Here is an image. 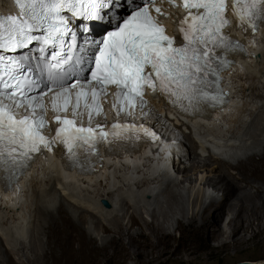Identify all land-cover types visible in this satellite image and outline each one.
<instances>
[{
	"label": "snow or ice",
	"instance_id": "1",
	"mask_svg": "<svg viewBox=\"0 0 264 264\" xmlns=\"http://www.w3.org/2000/svg\"><path fill=\"white\" fill-rule=\"evenodd\" d=\"M135 4V0H132ZM17 15H0V169L29 160L42 149L51 150L53 142L63 145L69 155L78 150L97 154V145L123 139L120 131H97L77 124L87 114L89 125L93 114L103 111L100 98L114 88L113 109L142 108L147 90L158 92L172 103L187 102L185 111L195 109L208 99H219L208 92L210 77L232 62L230 52L240 50L238 40L224 34L228 17L237 28L255 31L257 21H264V0H182L186 14L179 22L183 43L166 34L157 17L166 15L156 0L141 3L119 16L128 0H13ZM176 6L174 0H168ZM117 12V22L91 43L90 79H79L75 72L78 61L72 19L101 21ZM152 11L156 16L152 15ZM71 17V19H70ZM112 23V18H109ZM84 31H89L87 25ZM71 37V43L67 41ZM36 46L49 55L37 57L35 71L22 56L10 55ZM50 56V59H49ZM83 59L82 57L80 58ZM81 71L83 63L79 64ZM46 73L38 80L37 74ZM35 93V94H33ZM49 94H51L49 96ZM59 125L55 136L43 134L45 98ZM71 112V118L61 113ZM113 130L129 131L134 125L114 123ZM154 139L155 133L144 130ZM111 138V139H110Z\"/></svg>",
	"mask_w": 264,
	"mask_h": 264
},
{
	"label": "bare ground",
	"instance_id": "2",
	"mask_svg": "<svg viewBox=\"0 0 264 264\" xmlns=\"http://www.w3.org/2000/svg\"><path fill=\"white\" fill-rule=\"evenodd\" d=\"M0 9H9L7 0H0ZM250 43L254 46L252 51L256 58L240 60L239 67H234L228 79H232V84L227 80V86L231 87L230 105L222 114L203 122L195 120L182 124L185 126L183 133L189 134L186 137L198 150L190 153L182 144L184 137L177 130L182 126H175L171 132L190 158L191 168L178 166L173 171L177 180L172 182L166 176L158 177L156 165L148 168L144 164L139 170L130 172L127 163L134 164L136 159L126 160L127 163L115 159L111 173L109 167L99 175L91 176L64 172L56 165L38 167L40 163H36L23 183L7 194L0 193V264H17L12 259L14 255L23 256L31 264H38L39 260L44 264H97L101 258L124 262L132 260L133 254L152 258L155 251L148 249L162 245V230H167V236H170L173 228H184L183 222L199 232L206 226L212 204L220 209L221 202L224 204L223 215L216 217L221 220V233L216 236L220 245L236 242V236L231 231L222 230V224L229 228L234 221L235 226L246 215L248 224L243 229L245 232L255 221L263 220L264 30ZM198 151L208 156L203 157ZM232 153L240 154L233 159V156L229 157ZM196 164L202 169L197 171ZM188 170L197 171L195 183ZM178 178L181 182L176 185ZM184 183L191 184L192 191L197 184L198 189L200 186H212L216 194H208L201 187L199 197L204 198V193H207L210 201L203 202V206L201 204L204 208L194 206L190 209L180 196V187ZM154 185L159 188L155 190ZM30 188L33 192L31 199L28 198ZM16 190L22 193L17 195ZM162 191L165 195L160 198ZM191 193L187 190L188 197ZM219 195L221 201L217 197ZM161 202L167 204L165 209L160 206ZM144 213L154 218L163 216L167 221L148 224ZM34 215L38 217L35 224L37 234L46 238L45 243L31 233ZM174 216H178L175 223ZM248 216L252 217L251 221ZM198 218L202 222L197 224ZM136 225L141 230L131 234ZM24 236L29 237L28 242ZM2 241L7 245L5 249L1 246ZM27 243L33 249L34 259L24 255L22 245ZM141 243L146 248L144 253L138 252ZM38 245L42 246L41 251Z\"/></svg>",
	"mask_w": 264,
	"mask_h": 264
},
{
	"label": "rangeland",
	"instance_id": "3",
	"mask_svg": "<svg viewBox=\"0 0 264 264\" xmlns=\"http://www.w3.org/2000/svg\"><path fill=\"white\" fill-rule=\"evenodd\" d=\"M245 118L247 119V117H245ZM184 129H185V127H181V128L178 127L177 128V130L180 131V134H182L184 137V140L182 139V144H184L186 146V148L188 149V151L190 153L191 152L195 153L198 150V148L193 147V145L189 142L188 138L186 137L189 134L183 133ZM187 131L188 130H186L185 132H187ZM198 152H199V154H202L203 157L208 156L207 153L205 154V153H200V151H198ZM241 153L243 154L244 152L242 151ZM232 154L229 155V157L233 156L232 158L234 159V158H237V156L240 153H238V155H236L237 153L233 154V155ZM234 155H236V156H234ZM216 156L220 158V155L218 153ZM188 159L190 161V158H188L187 156H185V158H183V162L180 163V165H181L180 168L185 166V165H187V166H185L186 168H191V165L188 163L189 162ZM233 161L236 162L237 160H233ZM196 169L198 171V170H201L202 168H200V166L198 164H196ZM197 171L196 172H191V171L189 172V170H188V174L190 175V177H192V181L194 183L197 180L196 178L198 177ZM175 180H177V177L174 176L172 178V180H169V181L173 182ZM180 182H181V180L179 179V182L176 183V185L177 184L179 185ZM214 184H217V183L214 182ZM191 186L192 185L189 183H184L180 187L181 190L178 189L181 191V194H182L180 196H182V198L187 202L186 204L189 205L190 209L191 208L193 209L194 206L196 208H197V206L200 208H204V207H202L203 205H205L203 202L208 203L210 201V199L205 201L204 198L199 197V190H201V187L203 190L204 186H200V188L198 189L199 186L197 184L196 185L197 188H195L193 191H192L193 187H191ZM152 187L155 190H156V188H159L158 185H154ZM175 187H177V186H175ZM177 188H179V187H177ZM212 189H214V188L212 187ZM187 190L192 192L191 197H188ZM162 192H164V191H162ZM162 192H161V194H159L160 198H163V196L165 195V192L164 193H162ZM31 194H33V192L30 188L29 194H28L29 199L33 198V195L31 197ZM217 197L221 198L220 195ZM193 201H194V204H193ZM201 204H202V206H201ZM160 206L165 209L167 207V204L161 202ZM212 206H213L212 207L213 209L210 213L211 215L209 216V219L207 220L206 226L204 229L200 230L199 232H196L194 230V228H195L194 226H190V227L185 226V224L183 222H182V225H184V228L183 229H178L177 227L173 228V230L170 231L171 232L170 236L169 235L167 236V233H168L167 230H162L163 231V233L161 231V234L163 236L162 245L156 249L155 248L148 249V250H154L155 251L154 257L143 258V257H139L137 254H133L132 260H129V261H124V262L122 261L121 262V261H114L111 259L101 258L97 264H235V263L241 262V261H252V262H258V261L260 262L261 261V263L264 264V218L261 221H255L252 225V228H250L249 230H246L245 232H243V229H245L247 227V224H248V221L245 219L246 215H244L245 217L240 218V221L235 226H233L234 221L231 222V226L229 228H227V226L226 227L223 226V224H222V230L224 229V231H227L229 233L231 231V233H233V236H236L234 238V240L236 242L235 243L229 242V243H226L225 245L224 244L220 245L219 244L220 241H219V239H217L218 237H216V236H218L221 233V227L219 228V225L221 226V220L219 218L217 220L216 217L219 215H223V212L221 213V210H223L222 207L224 206V204H223V202H221V208L220 209L215 208V207H217L216 205L212 204ZM18 212H21V211L18 210ZM170 216L171 215H169L168 220L170 219ZM143 217H144V220L148 224L154 223V225L155 224L157 225L158 223H162L163 221H167V218L160 216V215H157L154 218V217H151L148 214L144 213ZM248 217L251 221L252 217L251 216H248ZM175 218H178V216H174V221H173L174 223L176 220ZM33 220H34V222H32V227L30 228V230H31L32 235L35 237L38 235L37 234V228L35 226L36 221L38 220L37 215H34ZM201 222H202V220L200 218H198L197 224L201 223ZM140 230H139V226L136 225L131 230L130 233L134 234L135 232H139ZM144 231L146 233H148V230L145 229ZM101 235H102V233H101ZM38 237L42 238V240L40 239L42 242H44V243L46 242V238L43 235H38ZM238 237L240 239H236ZM24 239H26L27 242L29 241V237H27V236L26 237L24 236ZM141 244L142 245H140L138 247V250H139L138 252L144 253V249H146V248L144 247L145 246L144 243H141ZM1 246L3 249H5L7 247L6 243H4L3 241H2ZM22 246L18 245V247L23 248L24 255L28 256L31 259H34L32 257L33 256V249H31V245L29 243H27V245L23 244ZM41 248H42V246L38 245L39 251H41ZM12 259L17 264H31V263H29L28 260L23 258V256H21V255L20 256L14 255ZM38 264H44L43 260H39ZM48 264H51V263L48 262ZM78 264H82V263H78Z\"/></svg>",
	"mask_w": 264,
	"mask_h": 264
},
{
	"label": "water",
	"instance_id": "4",
	"mask_svg": "<svg viewBox=\"0 0 264 264\" xmlns=\"http://www.w3.org/2000/svg\"><path fill=\"white\" fill-rule=\"evenodd\" d=\"M235 264H252V262H250V261H241V262H237Z\"/></svg>",
	"mask_w": 264,
	"mask_h": 264
}]
</instances>
